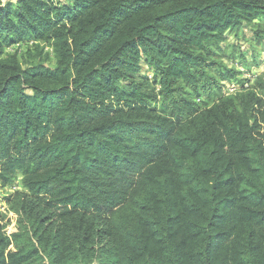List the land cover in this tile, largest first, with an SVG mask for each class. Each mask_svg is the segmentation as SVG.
<instances>
[{"label": "trees", "instance_id": "16d2710c", "mask_svg": "<svg viewBox=\"0 0 264 264\" xmlns=\"http://www.w3.org/2000/svg\"><path fill=\"white\" fill-rule=\"evenodd\" d=\"M260 19L264 0H0V186L25 188L0 264H264V77L195 100Z\"/></svg>", "mask_w": 264, "mask_h": 264}, {"label": "rangeland", "instance_id": "374dc122", "mask_svg": "<svg viewBox=\"0 0 264 264\" xmlns=\"http://www.w3.org/2000/svg\"><path fill=\"white\" fill-rule=\"evenodd\" d=\"M263 23L264 19H260L229 29L226 32V41L221 43L213 59L222 69L232 70V72H229L226 78L219 80V88L214 89L211 93L206 92L201 96H195V100L201 108L212 105L220 96L247 91L254 86L259 77H264V26H261ZM31 47L30 43L21 42L8 47L6 54H18L23 64L27 65L33 60L39 61V58L29 55L28 49ZM32 54L35 55L38 52L32 50ZM43 56L46 57V64L52 67L56 65L52 47L46 46L43 50ZM152 73V69L149 67L144 72L149 78H151ZM211 73L217 75V72ZM18 190H25L22 185V176H19L12 185L0 186V220L4 226L3 230L8 235L17 230L19 215L11 209L9 197ZM88 264H98V262L93 261Z\"/></svg>", "mask_w": 264, "mask_h": 264}]
</instances>
